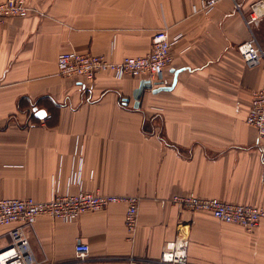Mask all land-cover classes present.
<instances>
[{"label":"crops","instance_id":"obj_1","mask_svg":"<svg viewBox=\"0 0 264 264\" xmlns=\"http://www.w3.org/2000/svg\"><path fill=\"white\" fill-rule=\"evenodd\" d=\"M255 1L222 0L207 10L201 0H29L28 16L5 20L0 198L45 201L83 190L140 200L133 239L123 203L71 221L40 216L25 227L37 264L157 259L176 238L188 264H264V218L248 230L171 202L194 193L264 207V138L246 122L252 93L264 86V61L248 65L238 51L252 35L264 47V16L246 23ZM162 29L172 42L162 85L180 70L171 90L146 88L137 100L149 79L102 72L90 84L59 73L64 51L118 62L148 54ZM20 225L0 226V249ZM80 242L90 245L84 260L75 255Z\"/></svg>","mask_w":264,"mask_h":264},{"label":"built area","instance_id":"obj_2","mask_svg":"<svg viewBox=\"0 0 264 264\" xmlns=\"http://www.w3.org/2000/svg\"><path fill=\"white\" fill-rule=\"evenodd\" d=\"M207 10L222 0H201ZM32 11L29 0L0 1V27L7 18L26 17ZM246 23L250 26L264 16V1L251 4ZM172 42L166 29L156 31L152 36V49L143 56H128L118 62L109 60L103 54L64 51L58 58L59 73L67 78L82 79L92 84L98 74L112 73L116 78L125 76L144 77L153 84L165 82L166 68L172 63ZM238 51L248 65L264 61V47L256 37L242 42ZM49 117V115H48ZM246 122L258 131V138H264V86L252 93V101ZM139 197L136 195L102 194L80 190L76 193L55 194L51 199L40 201L33 197L0 198V226L19 222L20 226L10 230L9 245L0 249V264H37L31 249L26 226L33 225L40 216L71 221L90 211H100L117 203L126 205L125 226L134 237L139 222ZM171 202L180 209L208 211L217 219L236 223L252 230L264 218V207L250 203H234L216 197H201L194 193L174 194ZM75 255L84 260L90 255V245L80 242L75 246ZM70 264V263H68ZM129 264H188L187 250L181 239L168 241L157 259H134Z\"/></svg>","mask_w":264,"mask_h":264},{"label":"water","instance_id":"obj_3","mask_svg":"<svg viewBox=\"0 0 264 264\" xmlns=\"http://www.w3.org/2000/svg\"><path fill=\"white\" fill-rule=\"evenodd\" d=\"M180 72V70H175V78L174 81L171 85H162V83H157V84H153L150 80H144L141 82L140 86L138 87V89L135 92V98L137 100H139L142 91L146 88H150L153 89L155 92L161 91V90H171L174 88V86L176 85L177 79H178V73ZM156 85V87H155ZM35 112H36V116L39 118H45L47 116L46 111L44 110H38L37 107L34 108Z\"/></svg>","mask_w":264,"mask_h":264}]
</instances>
